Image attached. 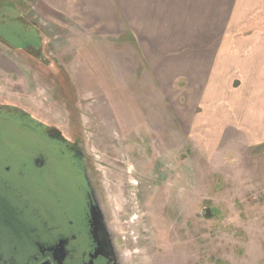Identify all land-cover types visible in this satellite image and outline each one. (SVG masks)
Here are the masks:
<instances>
[{"label":"rangeland","instance_id":"obj_1","mask_svg":"<svg viewBox=\"0 0 264 264\" xmlns=\"http://www.w3.org/2000/svg\"><path fill=\"white\" fill-rule=\"evenodd\" d=\"M22 14L47 33L48 59L10 50L37 43ZM53 17L35 0H0L11 47L0 43V108L60 128L86 153L129 263L264 264V0H205L208 56L218 47L225 68L205 83V107L193 84L157 89L133 40L81 53L75 25ZM9 120L8 154H28L43 137ZM66 171L54 179L68 186Z\"/></svg>","mask_w":264,"mask_h":264},{"label":"flooded vegetation","instance_id":"obj_2","mask_svg":"<svg viewBox=\"0 0 264 264\" xmlns=\"http://www.w3.org/2000/svg\"><path fill=\"white\" fill-rule=\"evenodd\" d=\"M18 18L24 27L35 30L37 43L15 50L0 43L11 51L36 52L40 59H48L42 29L36 22L24 21L30 19L23 14ZM51 67L55 71V65ZM61 73L64 76L62 69ZM60 74L53 75L55 80L62 78ZM12 117L14 131L43 137L26 145L28 154H8L15 146L3 137L2 128ZM59 130L51 131L38 118L0 108V264H130L100 180L89 175L86 153ZM58 167L71 173L68 186L54 179Z\"/></svg>","mask_w":264,"mask_h":264},{"label":"crops","instance_id":"obj_3","mask_svg":"<svg viewBox=\"0 0 264 264\" xmlns=\"http://www.w3.org/2000/svg\"><path fill=\"white\" fill-rule=\"evenodd\" d=\"M35 3L43 18L53 20L57 15L75 25L83 36L76 47L81 53L85 50L82 46L91 47L105 39L120 40L122 44L133 40L147 61V73L160 91H170L182 80L198 88L204 106L205 92L210 93L205 90V83L218 82L225 71L223 61H218L222 50L216 47L208 56L205 0H35ZM106 50L103 46V51ZM88 66L92 68L91 64Z\"/></svg>","mask_w":264,"mask_h":264}]
</instances>
